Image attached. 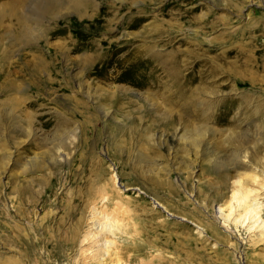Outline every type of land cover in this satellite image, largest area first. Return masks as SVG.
I'll list each match as a JSON object with an SVG mask.
<instances>
[{"label": "rangeland", "instance_id": "obj_1", "mask_svg": "<svg viewBox=\"0 0 264 264\" xmlns=\"http://www.w3.org/2000/svg\"><path fill=\"white\" fill-rule=\"evenodd\" d=\"M41 1L0 0V264H264L216 213L257 175L264 221V0Z\"/></svg>", "mask_w": 264, "mask_h": 264}, {"label": "bare ground", "instance_id": "obj_2", "mask_svg": "<svg viewBox=\"0 0 264 264\" xmlns=\"http://www.w3.org/2000/svg\"><path fill=\"white\" fill-rule=\"evenodd\" d=\"M53 0L52 6L57 7L59 5L58 0ZM42 5L48 2L41 1ZM50 9V8H48ZM264 158V157H263ZM257 175H250L247 180L254 183L257 181ZM259 178V177H258ZM241 176L235 180L233 189L231 190V198L218 206L216 211L218 218L226 223H233L234 225L242 224L244 220H250L247 225L249 230L257 232L259 237L264 233V221L261 219L259 212L257 211L258 204L256 200H251L253 195H256L257 190L248 186V182ZM261 188L264 186V182L261 183ZM230 225V224H229ZM106 243V242H105Z\"/></svg>", "mask_w": 264, "mask_h": 264}]
</instances>
